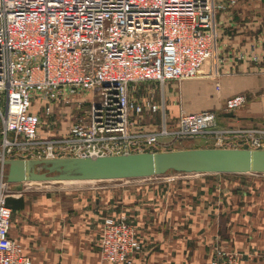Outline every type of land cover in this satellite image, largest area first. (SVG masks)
Wrapping results in <instances>:
<instances>
[{
	"label": "built area",
	"instance_id": "built-area-1",
	"mask_svg": "<svg viewBox=\"0 0 264 264\" xmlns=\"http://www.w3.org/2000/svg\"><path fill=\"white\" fill-rule=\"evenodd\" d=\"M212 10L213 0H0L1 166L6 159L156 152L161 137L264 150V126L224 124L214 110L181 112L171 124L162 98L133 93L146 82L214 77ZM73 103L89 107L64 135L42 137L55 110ZM245 103L244 94L232 95L222 113ZM144 117L153 130L142 128ZM3 177L1 171V187ZM14 194L0 192V264H32L8 234L7 197ZM140 249L125 216L104 219V262L134 264ZM200 264L244 263L238 253L216 248Z\"/></svg>",
	"mask_w": 264,
	"mask_h": 264
},
{
	"label": "crops",
	"instance_id": "crops-1",
	"mask_svg": "<svg viewBox=\"0 0 264 264\" xmlns=\"http://www.w3.org/2000/svg\"><path fill=\"white\" fill-rule=\"evenodd\" d=\"M212 32L214 77L163 89L160 99L169 122L174 124L181 112L214 110L224 124L264 126V0H213ZM235 94L246 95V103L223 114L224 100ZM147 120H141L142 128L153 130ZM158 141L163 146L156 152L177 150L169 147L177 140ZM205 141L189 139L183 149L208 148ZM180 177L90 189L23 182L7 197L9 237L22 245L32 264H111L100 252L103 221L123 215L141 244L134 264H200L216 248L238 253L244 264H264V174Z\"/></svg>",
	"mask_w": 264,
	"mask_h": 264
},
{
	"label": "water",
	"instance_id": "water-1",
	"mask_svg": "<svg viewBox=\"0 0 264 264\" xmlns=\"http://www.w3.org/2000/svg\"><path fill=\"white\" fill-rule=\"evenodd\" d=\"M3 166L8 184L147 178L168 171L264 174V150L211 147L96 157L7 159Z\"/></svg>",
	"mask_w": 264,
	"mask_h": 264
},
{
	"label": "rangeland",
	"instance_id": "rangeland-1",
	"mask_svg": "<svg viewBox=\"0 0 264 264\" xmlns=\"http://www.w3.org/2000/svg\"><path fill=\"white\" fill-rule=\"evenodd\" d=\"M207 71V67L204 66L203 67V72ZM196 79V78H195ZM193 80V79H191ZM191 80H187V81H181V82H171L169 84H166L164 86H160L158 84L155 83H151V82H146V83H142L139 84L137 86H135L133 88V93L136 96H145L148 94H153L155 96V98L160 99V95L163 91V89L167 90V87L172 88V87H177V85L179 83L182 82H188ZM90 95L87 97V99H89ZM246 97V101H247V96ZM3 105V101H0V106ZM88 104L85 105H78V103H73L71 105L68 106H63L60 109H56L54 115L51 116L50 120H53L54 124L53 125H48L44 124L42 131L40 132V135L42 137H47V136H61L64 135L71 122L73 121L74 117L77 114H82L83 112H86V110L88 109ZM155 120H158V116L155 117ZM146 123H149V120H147ZM162 138V137H161ZM189 139L192 138H188V139H180L177 140V142H175L173 145L169 146L172 149H177V150H181L183 148H187L189 145ZM207 145V144H206ZM208 148H211L210 146ZM27 159V158H25ZM29 159V158H28ZM2 168L0 169V172H3V175H5L4 173L6 172V166H1ZM39 171H41V169H37ZM189 174H199V173H189ZM185 174L182 173H176V172H170V173H166L164 175L161 176H152V177H147V178H132V179H118V180H100V181H95V182H75V184L73 185H67L70 183H67L66 186H62L65 185V183H28L30 185H36V186H49L51 188H59V189H73V188H111V187H118L121 188V186H126L129 185L131 183H134L135 181L138 182H154V181H158L161 180L159 177L161 178H166L168 180H176L178 178H182L180 176H184ZM159 179H157V178ZM4 179V187H1L0 184V192L4 191L6 194H12L13 192L15 193V191H18L20 189V187H22V185L24 184L23 182L21 183H15V184H7L5 183V178Z\"/></svg>",
	"mask_w": 264,
	"mask_h": 264
},
{
	"label": "bare ground",
	"instance_id": "bare-ground-1",
	"mask_svg": "<svg viewBox=\"0 0 264 264\" xmlns=\"http://www.w3.org/2000/svg\"><path fill=\"white\" fill-rule=\"evenodd\" d=\"M28 159V158H27ZM33 159V158H32ZM48 159H52V158H48ZM7 160V159H6ZM5 161V160H4ZM7 173V171L5 172ZM4 173V174H5ZM5 178V175H3ZM75 182H95L94 180H90V181H59L58 183H75ZM26 183H52V182H41V181H32V182H26Z\"/></svg>",
	"mask_w": 264,
	"mask_h": 264
},
{
	"label": "trees",
	"instance_id": "trees-1",
	"mask_svg": "<svg viewBox=\"0 0 264 264\" xmlns=\"http://www.w3.org/2000/svg\"><path fill=\"white\" fill-rule=\"evenodd\" d=\"M170 172H173V171H168L167 173H170ZM7 205H8V203H7Z\"/></svg>",
	"mask_w": 264,
	"mask_h": 264
}]
</instances>
